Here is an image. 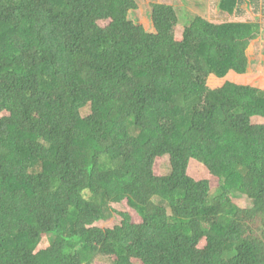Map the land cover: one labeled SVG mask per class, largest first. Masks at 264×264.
I'll return each instance as SVG.
<instances>
[{
    "label": "trees",
    "instance_id": "16d2710c",
    "mask_svg": "<svg viewBox=\"0 0 264 264\" xmlns=\"http://www.w3.org/2000/svg\"><path fill=\"white\" fill-rule=\"evenodd\" d=\"M218 5L178 36L168 3L148 32L136 0H0V264H264L263 26Z\"/></svg>",
    "mask_w": 264,
    "mask_h": 264
},
{
    "label": "rangeland",
    "instance_id": "374dc122",
    "mask_svg": "<svg viewBox=\"0 0 264 264\" xmlns=\"http://www.w3.org/2000/svg\"><path fill=\"white\" fill-rule=\"evenodd\" d=\"M254 1V5L257 4V8L253 5H246L245 12L243 14L244 20L246 21H259L263 26V31L260 36L253 40L247 49V55L250 61L249 71L257 72L260 66H264V0H251ZM138 8L136 11L130 14V18L137 23L145 26L148 32H155V26L151 16V4L156 2L168 3L176 7L181 15V20L177 25V35L182 36L184 30V23L189 18L190 14L200 15L206 17L212 21H231L233 18L229 17L219 10V0H136ZM255 10L257 12H255ZM91 113V107L88 106L82 111L83 116H89ZM254 123H264L263 116H254ZM159 170L161 173H169L171 170L170 157L165 155L164 158L159 163ZM189 174L197 179L208 178L212 180L213 188L217 186V179L213 177L210 173L208 167L198 161L197 159H191L189 164ZM234 202H236L241 207L248 206L249 200L246 195L236 194L233 196ZM117 212L123 210L122 205H114ZM122 223V217L119 213H115L112 217L107 220H101L96 222L94 225L101 228H114ZM47 239L44 238L41 248L46 245ZM99 264H113L112 261L106 257H101L97 259Z\"/></svg>",
    "mask_w": 264,
    "mask_h": 264
},
{
    "label": "crops",
    "instance_id": "0c3cea01",
    "mask_svg": "<svg viewBox=\"0 0 264 264\" xmlns=\"http://www.w3.org/2000/svg\"><path fill=\"white\" fill-rule=\"evenodd\" d=\"M248 56V55H247ZM248 60H249V58H248Z\"/></svg>",
    "mask_w": 264,
    "mask_h": 264
}]
</instances>
